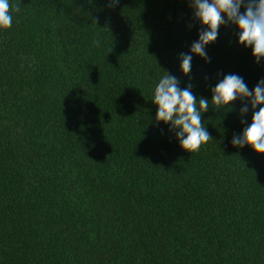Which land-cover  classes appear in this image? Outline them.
Wrapping results in <instances>:
<instances>
[{"label": "trees", "instance_id": "1", "mask_svg": "<svg viewBox=\"0 0 264 264\" xmlns=\"http://www.w3.org/2000/svg\"><path fill=\"white\" fill-rule=\"evenodd\" d=\"M10 2L20 10L0 30V264H264V154L232 144L264 105L210 102L228 74L250 91L264 80L237 26L219 27L206 62L190 51L207 30L190 0ZM166 74L210 102L212 139L196 152L155 119Z\"/></svg>", "mask_w": 264, "mask_h": 264}, {"label": "clouds", "instance_id": "2", "mask_svg": "<svg viewBox=\"0 0 264 264\" xmlns=\"http://www.w3.org/2000/svg\"><path fill=\"white\" fill-rule=\"evenodd\" d=\"M110 3L115 7L119 0H110ZM190 3L195 17L207 28L191 45L192 54L207 62L205 46L217 39L221 25L231 23L239 30V43L251 47L257 62L264 58V0H190ZM242 5L246 9L243 13L240 12ZM13 10L18 12L19 5L13 6L10 0H0V30L11 29ZM181 60V70L187 75L191 71L192 55L181 53ZM178 85V78L169 74L155 85L152 99L158 109L155 119L176 129L180 147L190 153L198 151L212 139L202 123V113L207 111L210 102L217 109L229 106L237 98L249 100L252 109L264 105V80L250 91L242 77L228 74L212 89L210 102L203 97L197 99L190 90L191 85L183 90ZM247 111L245 105L241 115ZM232 144L237 147L248 145L256 153L264 154V106L253 112L251 124L244 128L242 136L232 140Z\"/></svg>", "mask_w": 264, "mask_h": 264}]
</instances>
